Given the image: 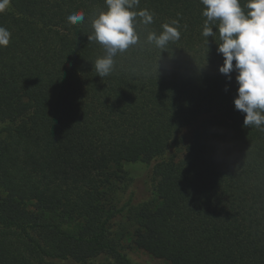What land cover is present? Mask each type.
I'll return each mask as SVG.
<instances>
[{
  "label": "trees",
  "instance_id": "16d2710c",
  "mask_svg": "<svg viewBox=\"0 0 264 264\" xmlns=\"http://www.w3.org/2000/svg\"><path fill=\"white\" fill-rule=\"evenodd\" d=\"M106 8L10 0L0 13V264H130L113 197L136 161L148 193L129 210L137 248L169 264H264V128L243 127L218 27L202 35L201 0H139L153 22L137 16L140 42L101 78L105 49L88 35ZM74 11L83 22H68ZM174 21L178 41L147 42Z\"/></svg>",
  "mask_w": 264,
  "mask_h": 264
},
{
  "label": "clouds",
  "instance_id": "9594fccd",
  "mask_svg": "<svg viewBox=\"0 0 264 264\" xmlns=\"http://www.w3.org/2000/svg\"><path fill=\"white\" fill-rule=\"evenodd\" d=\"M9 3L10 0H0V13L7 10ZM201 3L205 6L202 15L206 17L202 35L213 38L216 35L213 26L218 27L221 42L217 51L224 57L219 72L228 80L232 79L234 71L237 73L238 94L234 106L245 114L243 127L264 128V0H247L243 7L240 0H201ZM105 4L106 10L92 21L94 33L88 35L89 41H96L105 49V55L95 61L96 72L101 78L112 73L118 53L140 42L136 31L137 16L145 25L153 22L148 10H133L139 0H105ZM84 19L83 11H74L67 17L73 25ZM178 29L175 21L164 24L159 34L150 32L147 35V42L162 52L170 42L180 39ZM10 38L9 30L0 26V46L6 47Z\"/></svg>",
  "mask_w": 264,
  "mask_h": 264
},
{
  "label": "rangeland",
  "instance_id": "374dc122",
  "mask_svg": "<svg viewBox=\"0 0 264 264\" xmlns=\"http://www.w3.org/2000/svg\"><path fill=\"white\" fill-rule=\"evenodd\" d=\"M214 115L205 116L199 123L207 121ZM122 179L117 182L116 194L113 203L119 208L124 204L123 210L115 218L114 226L122 232L120 245L123 253L128 258L130 264H169L164 259L156 258L139 249L133 242V232L136 223L129 216V210L135 209L148 198L145 184L143 182L146 173V165L140 161L126 162L122 166Z\"/></svg>",
  "mask_w": 264,
  "mask_h": 264
}]
</instances>
